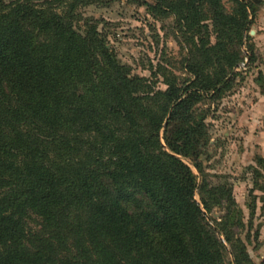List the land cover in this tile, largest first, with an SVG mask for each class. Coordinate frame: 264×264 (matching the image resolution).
Returning a JSON list of instances; mask_svg holds the SVG:
<instances>
[{
  "label": "trees",
  "instance_id": "trees-1",
  "mask_svg": "<svg viewBox=\"0 0 264 264\" xmlns=\"http://www.w3.org/2000/svg\"><path fill=\"white\" fill-rule=\"evenodd\" d=\"M95 1L0 0V264H81L47 255L61 246L55 236L61 225L73 224L65 207L75 197L67 194L71 188H79L88 212L76 223L97 254L94 264H176L168 256L176 247L178 264H219L215 255L224 245L205 240L201 205L194 200L197 177L162 150L159 138L167 118L183 123L184 140L166 137L165 143L176 155L199 158L208 132L194 108L204 94L217 96L231 84L223 63L231 74L242 61L236 47L244 44L246 7L241 3L238 14L229 15L221 0H185L196 12L199 3L209 7L219 39L202 49L223 71L212 80L199 67L192 87L182 90L168 82L166 91H155L118 64L96 28L84 37L74 30L77 9ZM151 146L160 154L150 152ZM196 169L202 172L198 163ZM100 177L117 195L137 189L168 213L163 225L172 230L151 226L167 232L160 247L149 242L147 252L137 250L140 238L128 230L127 213ZM202 193L210 195L202 197L207 212L222 199H228L229 213L237 207L224 188L203 187ZM30 213L48 223L44 250L26 244ZM228 227L223 220L216 228L231 246L235 264H253L244 243H233Z\"/></svg>",
  "mask_w": 264,
  "mask_h": 264
},
{
  "label": "rangeland",
  "instance_id": "rangeland-1",
  "mask_svg": "<svg viewBox=\"0 0 264 264\" xmlns=\"http://www.w3.org/2000/svg\"><path fill=\"white\" fill-rule=\"evenodd\" d=\"M5 1L9 4L17 0ZM34 1L42 3L45 0ZM241 3L248 14L244 44L236 47L242 61L231 74L224 62V71L231 84L217 96L212 92L204 94L194 108L196 115L205 118L208 132L199 158L176 155L165 143L166 137L184 140L187 127L183 123L169 122L167 118L159 139L162 150L180 159L197 177L194 200L201 205L205 240L214 242L216 238L224 245V248L218 247L216 261L235 264L231 246L216 228L217 224L228 220L233 243L240 239L253 264H264V0H221L224 12L229 15L238 14ZM197 7L196 12L185 0H97L77 9L73 28L83 37L96 28L118 64L129 67L132 76L147 80L155 91H166L168 82L176 83L184 90L195 84L193 71L199 67L208 70L206 73L212 80L223 71L215 57L213 61L205 57L202 46L206 49L214 46L219 36L209 7L200 3ZM157 148L151 146L150 152L160 154ZM196 163L202 172L196 169ZM100 180L115 196L120 210L127 213L128 223L123 220L128 224V230L140 238L141 245L137 250L147 252L149 242L153 249L160 247L164 238H168L166 230L160 228L168 213L156 209L152 201L137 189L117 195L115 187L105 178L100 177ZM203 187L208 191L223 188L230 191L237 207L229 213L228 199H222L221 205H215L207 212L202 206ZM71 191L75 197L70 199L71 204L66 202L65 207L73 224L61 225L55 233L61 246L56 253L47 255L55 260L65 256L81 264H94L97 254L86 233L77 229L80 223H76L88 212L82 209L79 188H71L67 194L70 195ZM204 196L210 197L209 194ZM26 222V244L33 251L44 250L48 223L36 213H30ZM156 224L160 227H151ZM74 229L76 233L72 232ZM179 251L176 247L173 252H168L173 263L180 262Z\"/></svg>",
  "mask_w": 264,
  "mask_h": 264
}]
</instances>
